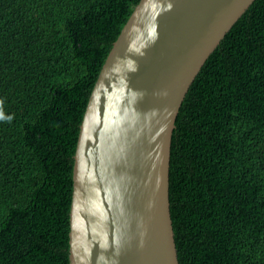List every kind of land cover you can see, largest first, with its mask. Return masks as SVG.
Wrapping results in <instances>:
<instances>
[{
	"label": "trees",
	"instance_id": "obj_1",
	"mask_svg": "<svg viewBox=\"0 0 264 264\" xmlns=\"http://www.w3.org/2000/svg\"><path fill=\"white\" fill-rule=\"evenodd\" d=\"M139 1L0 0V264H70L79 127ZM169 203L179 264H264V0L185 95Z\"/></svg>",
	"mask_w": 264,
	"mask_h": 264
},
{
	"label": "water",
	"instance_id": "obj_2",
	"mask_svg": "<svg viewBox=\"0 0 264 264\" xmlns=\"http://www.w3.org/2000/svg\"><path fill=\"white\" fill-rule=\"evenodd\" d=\"M255 0H140L88 99L73 157L70 264H179L171 138L202 66Z\"/></svg>",
	"mask_w": 264,
	"mask_h": 264
},
{
	"label": "clouds",
	"instance_id": "obj_3",
	"mask_svg": "<svg viewBox=\"0 0 264 264\" xmlns=\"http://www.w3.org/2000/svg\"><path fill=\"white\" fill-rule=\"evenodd\" d=\"M174 234V233H173ZM176 246V245H175Z\"/></svg>",
	"mask_w": 264,
	"mask_h": 264
}]
</instances>
